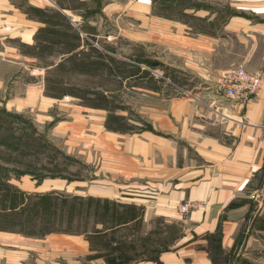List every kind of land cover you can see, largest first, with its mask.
I'll return each mask as SVG.
<instances>
[{"label": "crops", "instance_id": "1", "mask_svg": "<svg viewBox=\"0 0 264 264\" xmlns=\"http://www.w3.org/2000/svg\"><path fill=\"white\" fill-rule=\"evenodd\" d=\"M139 4L142 12L129 19L139 27L123 32L126 47L161 40L171 60L123 59V109L85 103L70 90L60 97L45 93L47 71L67 63L82 75L113 73L116 60L99 54L95 39L116 38L106 24ZM147 22L159 26L157 36ZM29 64L38 66L39 77L34 75L44 84L21 95V82L35 79L26 71ZM237 67L264 76V0H0V92L4 82H13L9 106L38 107L47 122L55 108L62 110L52 133L92 174L93 192L76 194L141 206L140 235L162 229L171 239L158 261L144 257L136 244L131 264H213L207 235L219 227L226 252L235 248L250 209L244 200L264 167V85L250 103L218 87V77ZM164 80L175 87L171 93ZM102 92L104 101L116 98ZM117 116L123 128L111 121ZM71 182L46 178L26 191H69ZM187 201L196 206L184 215L179 207ZM235 201L240 204L230 206ZM52 241L89 246L83 236Z\"/></svg>", "mask_w": 264, "mask_h": 264}, {"label": "rangeland", "instance_id": "2", "mask_svg": "<svg viewBox=\"0 0 264 264\" xmlns=\"http://www.w3.org/2000/svg\"><path fill=\"white\" fill-rule=\"evenodd\" d=\"M139 6L140 8L128 7L124 13H120V19L114 17L111 22L106 24L110 31L115 32L116 38L107 35L104 38L95 39L96 51L104 57L116 60L113 73L103 75L101 72H96L93 73L94 75H82L80 74L81 72L72 70L76 67L75 63H67L62 67L58 66L47 71L45 93L51 97H60L63 96V93L70 90V92L81 95L85 103L111 106L115 111L123 109V59L133 55L135 58H130L132 61L149 64V62L144 60L157 61L156 57L163 55L168 57L169 61L171 60L170 51L166 54L167 52L164 50H167V45H161V40H159L160 42L158 40L145 43L139 42L132 47H126L128 40L123 37V32L129 27L135 30L139 27L137 22L129 23L131 20L130 16L134 14L133 11H137L140 14L142 7L145 5L139 4ZM128 10L132 11L129 12ZM147 24L148 26L146 25L145 27L148 28L152 25L149 22ZM152 29L154 30L152 34L157 36V31H160L159 26L155 27L152 25ZM163 29L165 31L163 36L168 41V37L171 38L169 31L166 32L165 28ZM68 66L72 69L69 70ZM158 69L162 68L159 67ZM26 71L31 76H34L35 79L34 82H31L32 79L30 78H28L29 82H21L23 86L20 90L21 95L30 85L39 86L44 84L43 81L38 82L39 73L41 72V70H38V66L29 64ZM165 75L168 76L167 74ZM170 82V80H164L163 82L167 85L169 93L175 88ZM4 83L5 88L0 92V184L15 185L26 191L27 187L31 189L36 183L32 174L42 177L47 176L48 178L54 177V175L59 178L68 176L74 178L67 186L71 190L60 191V189H57L59 193L76 194V191L82 190L84 192H93L91 170L82 167L74 157L71 160L67 159L63 155L66 154V151L61 147V144H64L63 140L55 137L52 133L53 126L62 118V110L55 108L53 110L54 119H50L48 122L44 121V117H39L43 113L38 107L18 111L17 108L9 106L8 103L13 82ZM102 91H112V96L115 95L116 98L112 97L111 101H107V99L104 101L103 98L106 95ZM71 101L77 103L76 100L70 99ZM135 117L137 116L135 115ZM111 121L118 127L123 128L125 126L120 116L113 117ZM132 129L135 130L134 127ZM35 131H37V134H35ZM81 179L87 180L76 182ZM105 186L98 184L97 187L102 188ZM257 189L260 191V196L253 197ZM244 201L249 203L250 209L243 220L244 225L238 236L236 246L227 255H217L216 264H264V231H260L255 227L258 225L259 219L264 218V183L259 187L258 184H253L249 198ZM17 223H19L18 216L3 217L0 215V264H114V262L117 263L123 260L126 264H131V256H125L115 250L116 242L121 237V232L114 234L115 237H111V231H105L108 229H103L102 223L97 224V229H102L98 233L92 231L77 233L57 230L69 227H73V229L83 228L86 225L83 219H77L71 226L64 219L53 225L56 228L53 231L49 230L40 221L37 224L36 235H28L24 231L5 228L8 224L16 225ZM24 224L22 222V227H24ZM92 224L93 222L91 221L89 227H92ZM151 232H154L153 240L168 234L162 229H155ZM57 236H83L89 242L88 249H80L81 245H75L73 241L69 242L67 247L59 242L52 241ZM130 237L132 238L133 236L130 235ZM249 240L250 247L246 250ZM137 244L141 245V252L145 250L142 241L140 242L139 240ZM156 248L158 247L154 246L145 250L143 253L144 257H147V255L156 256ZM64 251H67V254H64ZM251 255L253 261L248 260L247 258L249 257L245 258V256Z\"/></svg>", "mask_w": 264, "mask_h": 264}, {"label": "trees", "instance_id": "3", "mask_svg": "<svg viewBox=\"0 0 264 264\" xmlns=\"http://www.w3.org/2000/svg\"><path fill=\"white\" fill-rule=\"evenodd\" d=\"M35 134H37V131H35ZM63 155L67 159H73L71 156L66 154ZM262 174L258 187L264 183V167L262 169ZM32 177L38 185L41 184L44 179L48 178L47 176L42 177L36 174H32ZM61 177L69 181L74 180V178L68 176ZM49 178H57V176L54 175V177L51 176ZM238 204H240V202L235 201L232 202L230 206H236ZM143 213L144 209L141 206L117 202L109 198L91 195L64 194L55 190L44 193L27 192L15 185L0 184V215L3 217L12 215L19 217V223L16 225L8 224L5 227L7 229L24 231L28 235H36L37 224L40 221L47 226L49 230L53 231L56 230L53 225L59 221L65 219L71 226L77 219H83L86 222L83 228L73 229V227H69L67 229L61 228L57 230L77 233H88L92 231L98 233L102 229H97V224L102 223L104 226L103 229H108L105 231H111V237H115L114 234L121 232V237H119L116 242V251L125 256H129L130 253L137 252L138 248H136V244L140 240L145 250L154 246L158 247L155 250V252H157L156 256L149 255L152 259L158 261V253L162 251V249H167L171 239L164 236L153 240L152 237L154 232L148 233L146 236H140ZM91 221L93 224L92 227H89ZM22 222L25 223L24 227H22ZM131 222L134 223L130 226L129 224ZM257 224L258 225L255 227L260 231H264V218L259 219ZM170 233L174 234L175 230L173 229ZM130 235L133 237L131 238ZM207 238L209 241L207 247L209 254L213 260V264H216L217 255L228 254L222 244V228L219 227L215 233L207 235ZM117 263L126 264L124 260ZM117 263L114 262V264Z\"/></svg>", "mask_w": 264, "mask_h": 264}, {"label": "built area", "instance_id": "4", "mask_svg": "<svg viewBox=\"0 0 264 264\" xmlns=\"http://www.w3.org/2000/svg\"><path fill=\"white\" fill-rule=\"evenodd\" d=\"M218 87L224 94L230 98H241L244 102L250 103L254 96L264 85V76L262 73H253L243 67H237L218 77ZM260 191L257 189L253 197H259ZM195 203L191 201L180 205L179 210L182 214H188Z\"/></svg>", "mask_w": 264, "mask_h": 264}]
</instances>
